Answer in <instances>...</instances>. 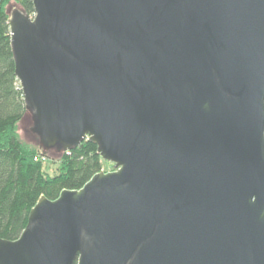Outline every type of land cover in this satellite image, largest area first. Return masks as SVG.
<instances>
[{
	"label": "water",
	"instance_id": "obj_1",
	"mask_svg": "<svg viewBox=\"0 0 264 264\" xmlns=\"http://www.w3.org/2000/svg\"><path fill=\"white\" fill-rule=\"evenodd\" d=\"M32 3L7 11L36 146L114 170L41 196L0 264H264V0Z\"/></svg>",
	"mask_w": 264,
	"mask_h": 264
},
{
	"label": "trees",
	"instance_id": "obj_2",
	"mask_svg": "<svg viewBox=\"0 0 264 264\" xmlns=\"http://www.w3.org/2000/svg\"><path fill=\"white\" fill-rule=\"evenodd\" d=\"M10 1L0 0V238L14 240L41 196L55 199L63 189H79L109 162L101 158L97 144L87 139L56 159L21 140L18 124L26 107L15 76L7 11ZM15 1L25 13L33 14L32 0ZM49 162L56 166L49 169Z\"/></svg>",
	"mask_w": 264,
	"mask_h": 264
},
{
	"label": "rangeland",
	"instance_id": "obj_3",
	"mask_svg": "<svg viewBox=\"0 0 264 264\" xmlns=\"http://www.w3.org/2000/svg\"><path fill=\"white\" fill-rule=\"evenodd\" d=\"M20 8L18 3L15 0H11L10 3L7 6V9L14 10V9H18ZM31 127H32V121L30 116L26 113L24 115V117L22 118V120L19 122L18 124V132L20 135V138L22 141L28 143V144H32V145H37L38 144V140L36 136H33V134L31 133ZM36 137V139H35ZM52 157H54V159L57 158L58 153H54L53 151L49 153ZM49 164V169L51 168V166H56V163H48ZM53 164V165H51ZM112 164L109 163H103V169L105 171H109L111 170V166Z\"/></svg>",
	"mask_w": 264,
	"mask_h": 264
}]
</instances>
